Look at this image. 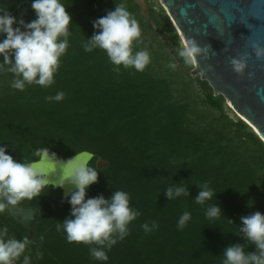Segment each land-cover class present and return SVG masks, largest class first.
<instances>
[{
    "label": "trees",
    "instance_id": "obj_1",
    "mask_svg": "<svg viewBox=\"0 0 264 264\" xmlns=\"http://www.w3.org/2000/svg\"><path fill=\"white\" fill-rule=\"evenodd\" d=\"M146 1L149 19L132 0H61L72 25L55 83L18 91L11 87L12 74L0 73V141L20 151L19 162L37 161L35 151L46 147L59 159L88 152L93 155L90 167L107 163L96 168L98 182L88 188L87 197L107 199L125 191L140 213L128 236L107 252V264H221L224 248L244 243L236 236L240 217L264 214V144L243 121L228 115L224 98L214 96L207 82L191 77L193 67L176 55L182 46L170 20L156 0ZM31 3L0 0L26 23L35 18ZM120 3L141 29L134 51L150 54L142 72L122 66L117 71L105 52L87 53L82 47L93 35L92 21ZM173 63L175 69L169 67ZM61 91L62 102H46ZM181 182L189 197L167 200L164 191ZM205 182L217 195L201 206L193 199ZM67 201L49 187L40 197L18 203L39 214L28 250L32 264H101L91 258L90 246L68 243L57 231V223L70 218ZM217 202L223 217L207 219L206 208ZM185 211L191 220L178 230ZM153 221L158 227L145 233L142 225ZM0 225L11 237H29L6 208L0 211ZM245 251L255 248L246 244Z\"/></svg>",
    "mask_w": 264,
    "mask_h": 264
},
{
    "label": "clouds",
    "instance_id": "obj_2",
    "mask_svg": "<svg viewBox=\"0 0 264 264\" xmlns=\"http://www.w3.org/2000/svg\"><path fill=\"white\" fill-rule=\"evenodd\" d=\"M31 10L35 18L26 23L22 17L18 19L0 5V73L12 74L11 87L18 91H24L30 85L51 87L55 83L54 76L60 67V60L70 46L72 18L66 11L65 3L61 0H32ZM92 27L93 35L82 45L85 52H105L117 71L122 66L142 72L150 63L148 51L133 49L134 42L141 37V29L124 3L115 5L114 10L92 21ZM209 50V46L201 48L188 40L176 55L185 65L196 68L198 58H206ZM255 55L257 58L264 56V50L257 48ZM230 66L234 73L242 75L246 69L245 59H232ZM169 67L175 69L176 64ZM64 99L62 91L45 98L49 103H59ZM6 151V147H0V211L24 199L40 197L44 189L50 187L47 170L38 169L35 162L14 161ZM34 155L49 161L59 160L46 147L37 149ZM64 169V179L53 186L63 188L68 185L75 190L69 193L67 201L70 218L58 222L57 231H63L68 243L90 246L91 258L107 264V252L128 236L129 225L140 213L131 207L129 194L125 191L112 192L107 199L103 195L87 197L88 188L98 182V172L96 167H90L87 160L78 158L77 154L64 161ZM182 185L183 182L169 186L164 191L167 200L189 197L188 188ZM216 195L205 182L193 200L203 206ZM249 202L251 205L248 203V207H252L253 202ZM205 217L209 220L223 217L218 202L208 205ZM190 220L191 213L185 211L177 222L178 230H183ZM157 227L154 221L151 226L148 223L142 225L145 233ZM8 232L6 225H0V264H17L21 257L22 264H32L28 250L33 241L28 236L16 239ZM238 233L236 236L244 243L229 244L224 248L221 264H264V214L256 211L241 216ZM246 244L253 246L255 251L246 252ZM37 258H42V254L37 253Z\"/></svg>",
    "mask_w": 264,
    "mask_h": 264
},
{
    "label": "water",
    "instance_id": "obj_3",
    "mask_svg": "<svg viewBox=\"0 0 264 264\" xmlns=\"http://www.w3.org/2000/svg\"><path fill=\"white\" fill-rule=\"evenodd\" d=\"M132 1L148 18L147 1ZM159 3L183 44L191 40L201 48L209 46L207 57L198 58V67L192 69L191 77L198 76L207 82L214 96H222L228 109L264 144V56L257 58L255 55L257 48L264 50V0H159ZM240 58L245 59L246 69L242 75H237L230 61ZM0 147L6 146L0 141ZM6 149V154L17 161L20 151ZM77 155L88 164L93 159L88 152ZM66 160L39 158L35 161L38 169L48 171L50 187L60 190L63 199L75 190L68 185L63 188L53 186L64 179ZM106 167V162L96 164L98 170ZM6 209L15 223L33 239L38 212L19 204Z\"/></svg>",
    "mask_w": 264,
    "mask_h": 264
},
{
    "label": "rangeland",
    "instance_id": "obj_4",
    "mask_svg": "<svg viewBox=\"0 0 264 264\" xmlns=\"http://www.w3.org/2000/svg\"><path fill=\"white\" fill-rule=\"evenodd\" d=\"M156 1H157V3L160 5L159 0H156ZM145 18H146V17H145ZM146 19H149V17L146 18ZM168 19H169V18H168ZM170 22H171V21H170ZM171 24H172V22H171ZM172 26H173V24H172ZM173 27H174V26H173ZM175 31H176V30H175ZM156 33H157V32H156ZM157 35H158L159 40H160L162 43H167V39H166L163 35H160V34H158V33H157ZM177 35H178V34H177ZM178 38H179V41H180V45L183 46V42H182L181 38L179 37V35H178ZM169 52H170L171 56L174 57V56H173V51H172L171 48H169ZM196 89H197V93H198V92H199V88H196ZM225 105H226V107H225L226 112L228 113V115H230L231 117H233V116H232L233 112H232L231 110L228 109V106H227L226 102H225ZM233 115H234V114H233ZM234 116H235V115H234Z\"/></svg>",
    "mask_w": 264,
    "mask_h": 264
}]
</instances>
